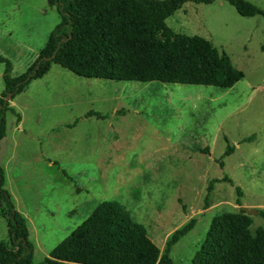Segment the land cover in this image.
<instances>
[{
    "label": "rangeland",
    "instance_id": "rangeland-1",
    "mask_svg": "<svg viewBox=\"0 0 264 264\" xmlns=\"http://www.w3.org/2000/svg\"><path fill=\"white\" fill-rule=\"evenodd\" d=\"M246 1L264 10V0ZM61 21L48 0H0V55L11 63L12 77L35 64ZM165 22L177 33L207 39L243 78L229 89L116 81L52 63L9 100L21 119L5 114L0 165L27 220L34 264L102 201L124 206L160 253L171 232L195 217L170 250L174 264H191L212 217L241 205L264 209V18L241 16L225 0H213L185 2ZM3 70L0 63V92ZM88 111L108 117H86ZM223 177L232 183H214L206 206L209 181ZM249 216L253 234L264 228V218ZM7 232L0 216V240Z\"/></svg>",
    "mask_w": 264,
    "mask_h": 264
},
{
    "label": "trees",
    "instance_id": "trees-1",
    "mask_svg": "<svg viewBox=\"0 0 264 264\" xmlns=\"http://www.w3.org/2000/svg\"><path fill=\"white\" fill-rule=\"evenodd\" d=\"M62 21L50 31L35 64L17 77L12 65L4 64V89L0 92V141L6 134L5 114L21 116L9 100L34 78L42 77L56 63L86 78L158 81L231 88L243 78L229 56L220 53L205 38L173 31L165 20L185 2L209 4L213 0H48ZM241 16L261 15L264 10L246 0H225ZM86 117H108L88 111ZM76 120L66 124L74 127ZM60 130V126L52 132ZM233 147L228 148L229 154ZM206 150V149H203ZM222 164V163H221ZM222 166V165H221ZM232 183L229 177L211 179L206 188L205 205L213 185ZM5 172L0 165V216L7 223V239L0 240V264H34V245L29 239L25 216L19 212L5 188ZM238 197L242 195L235 187ZM241 205L240 199L236 200ZM264 218V209H258ZM191 217L166 239L160 253L145 227L134 221L117 201H102L90 214L50 250L37 264H174L172 246L193 229ZM252 219L243 210L212 217L202 245L191 264H264V228L250 230Z\"/></svg>",
    "mask_w": 264,
    "mask_h": 264
},
{
    "label": "water",
    "instance_id": "water-1",
    "mask_svg": "<svg viewBox=\"0 0 264 264\" xmlns=\"http://www.w3.org/2000/svg\"><path fill=\"white\" fill-rule=\"evenodd\" d=\"M240 209L243 210L247 215H257L258 214L257 208H248L246 206L241 205Z\"/></svg>",
    "mask_w": 264,
    "mask_h": 264
},
{
    "label": "crops",
    "instance_id": "crops-1",
    "mask_svg": "<svg viewBox=\"0 0 264 264\" xmlns=\"http://www.w3.org/2000/svg\"><path fill=\"white\" fill-rule=\"evenodd\" d=\"M15 158V157H14ZM4 168V167H3ZM5 169V168H4ZM5 173H6V170H5ZM6 175V174H5ZM6 179V178H5ZM19 211V210H18ZM20 212V211H19Z\"/></svg>",
    "mask_w": 264,
    "mask_h": 264
}]
</instances>
